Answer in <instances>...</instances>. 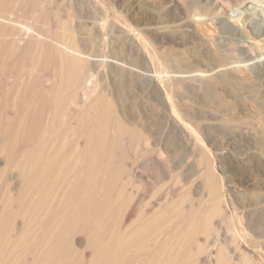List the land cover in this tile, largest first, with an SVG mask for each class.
<instances>
[{
	"label": "bare ground",
	"instance_id": "bare-ground-1",
	"mask_svg": "<svg viewBox=\"0 0 264 264\" xmlns=\"http://www.w3.org/2000/svg\"><path fill=\"white\" fill-rule=\"evenodd\" d=\"M79 1L91 19L83 30L77 7L52 12L51 25L45 1L0 0V264L264 263V0H232L228 15L260 66L251 79L217 58L208 30L231 0ZM117 47L129 62L109 56ZM195 56L194 73L170 74ZM183 83L226 109L223 135L185 101ZM130 85L147 100L138 110ZM177 149L189 153L177 166L189 184L178 176L181 189L151 206L155 172ZM229 157L222 176L216 159Z\"/></svg>",
	"mask_w": 264,
	"mask_h": 264
},
{
	"label": "rangeland",
	"instance_id": "rangeland-1",
	"mask_svg": "<svg viewBox=\"0 0 264 264\" xmlns=\"http://www.w3.org/2000/svg\"><path fill=\"white\" fill-rule=\"evenodd\" d=\"M42 4H43V2H44V4H43V8L45 9L44 11H46V13L45 12H43V15H42V21H43V23L44 24H47V22H48V24H51V21L52 20H54V17H55V13H60V14H63V9H65V8H67V7H69V6H71L72 8H74V7H77L78 9H80V10H78L79 11V14H77L78 13V11H77V13H75V15H78L79 16V18L75 21V24H77V21H78V25L80 26V28L83 30V29H86V28H88V24H89V20H91L90 18H88L87 16L88 15H86L85 14V8H87L86 7V3H83V2H81V4H80V1L79 0H39ZM49 1H51L50 3H47V2H49ZM78 1V2H77ZM145 0H140V4H145V2H144ZM230 1V0H229ZM232 1V0H231ZM229 2V6H226V5H224V4H218L219 6H217V8H216V16L214 17V22L211 24V25H209L208 26V30L210 31V33H211V36H212V40H213V44H214V48H216V52H217V55H219V56H217V58L218 59H220L221 61H223L224 63H226L227 64V68L229 67V69H233V67L235 66H237L236 68H234V69H242V71L244 70V69H246L245 71H243V73L245 72V74L244 75H246L247 76V78H252V77H254V76H256L258 73H259V71H260V66L258 67V63L254 60V59H252V58H250V57H248L247 56V49L246 48H244L243 46H242V44H241V42L243 41V40H245V38L243 37V34H242V32H240L239 33V31H238V29L237 28H234L233 26H231V23H229V17L230 16H232L234 13H235V11H236V6L233 4V1L232 2ZM55 2V3H54ZM58 2V3H57ZM59 2H60V4H59ZM107 2L108 1H106V3L105 4H107ZM115 0H111V1H109L108 2V4L106 5V7L107 8H109V7H113V4L112 3H114L115 4ZM118 2V1H117ZM116 2V3H117ZM45 3H47V4H45ZM53 3V4H52ZM57 3V4H56ZM48 4L50 5L51 4V6H49V8H48ZM59 4V5H58ZM62 4V5H61ZM45 5V6H44ZM54 7H53V6ZM75 5V6H74ZM152 5V4H151ZM233 5V6H232ZM59 6V7H58ZM52 7V8H51ZM62 7V8H61ZM46 8L47 9H49L48 11L46 10ZM61 8V9H60ZM220 8H221V10H220ZM222 8H223V10H222ZM232 9V10H231ZM235 10V11H234ZM51 11V12H50ZM76 11V10H75ZM49 12V13H48ZM52 12L55 14H53V15H50V14H52ZM219 12V13H218ZM220 12H221V14H220ZM47 13H48V15H47ZM80 13H81V15H80ZM218 14V15H217ZM228 15H230V16H228ZM46 16V17H45ZM50 16V17H49ZM49 17V18H48ZM52 17V18H51ZM111 17H112V14H111V12L109 13V19H111ZM228 17V18H227ZM47 19H48V21H47ZM49 19H51L50 21H49ZM217 19V20H216ZM221 19H223V20H221ZM46 20V21H45ZM228 22V23H227ZM221 23V24H220ZM52 24H53V21H52ZM51 24V25H52ZM228 24V25H227ZM208 25V24H207ZM217 25V26H216ZM82 26V27H81ZM84 26V27H83ZM221 28V29H220ZM217 30V31H216ZM215 31V32H214ZM231 33V34H230ZM240 34V35H239ZM217 35V36H216ZM221 35H222V38H223V40H222V38H221ZM227 36V37H226ZM217 37V38H216ZM243 37V38H242ZM221 38V39H220ZM240 39H241V41H240ZM236 42H238V43H236ZM235 44V45H234ZM231 46H233V47H231ZM224 47V48H223ZM235 47V48H234ZM237 47V48H236ZM239 47H240V49H239ZM120 49V50H119ZM234 49V50H233ZM230 50V51H229ZM194 51H196V50H194ZM234 51V52H233ZM193 52V51H192ZM191 52V53H192ZM222 52V53H221ZM116 53V54H115ZM196 53H197V51H196ZM196 53L195 52H193V54L192 55H196ZM120 54H122V55H120ZM127 55V56H126ZM109 56H113V57H116L117 59H119V60H121V61H123V62H126V61H128L129 62V57H128V53H127V51L125 50V49H123V48H119V47H117V48H115L114 50H113V52L112 53H110L109 54ZM222 56V57H221ZM241 57V58H240ZM128 58V59H127ZM127 59V60H126ZM187 60H191L190 61V63H188L187 62V60H185L184 59V61L183 60H179V61H177V63H170V65L168 66L169 67V69L170 68H172L173 67V69H170V74H173L174 72H175V69H176V71H178V73H180L179 71H181V72H184L183 74L185 75V72H186V74L188 73L189 74V72L191 73V72H193L194 73V71L197 69V68H200L199 67V65H200V62H199V59L195 56V57H189V58H186ZM196 59H197V61H196ZM249 59V60H248ZM225 60V61H224ZM240 60H241V62H240ZM194 62V63H193ZM231 62H233V63H231ZM177 66H176V65ZM179 64V65H178ZM190 64V65H189ZM194 64H196V67H195V65ZM181 65V66H180ZM192 65V67L194 68H190V66ZM194 65V66H193ZM238 65H242V66H238ZM180 66V67H179ZM188 66V67H187ZM198 66V67H197ZM177 67V68H176ZM185 67V68H184ZM231 67V68H230ZM183 71H182V70ZM190 69H193V70H190ZM172 70H174V71H172ZM172 71V72H171ZM189 71V72H188ZM176 73V72H175ZM174 73V74H175ZM248 73H250V74H248ZM251 73H253V74H251ZM250 75V76H249ZM261 78H262V80H263V82H264V75L263 76H261ZM118 82H119V84H118ZM257 83H258V81H257ZM259 84V83H258ZM258 84L256 85L255 84V86L253 85L252 86V88H254V89H252V91H253V93L255 94V96L258 94L257 93V91L259 90V86H258ZM119 85V86H118ZM187 85V86H186ZM189 85V86H188ZM117 86H118V88L119 89H121V90H124V87L126 88V86H125V84L123 83V82H121V81H118L117 80ZM131 86V85H130ZM193 86V87H192ZM196 86V87H195ZM184 87V88H183ZM187 87V88H186ZM189 87V88H188ZM192 87V88H191ZM198 86L197 85H192V84H189V83H187V84H185V83H183L182 84V94H183V96H184V98H185V101H187L188 102V104L190 105V103H191V107H192V109L196 112V114L201 118V119H206L207 117H208V120H206V121H209L208 123L210 124V126L213 128V130H214V133H215V135L217 136V137H220L221 135H223V133L225 132V131H219V130H221L222 128V130H224V127H223V125H222V123L223 122H225V120L228 118L227 116H229L228 115V113H227V111H225L226 109H224V108H221L220 106H218L217 105V102H216V100L214 99V96H213V94L211 95V91H209L208 89H206V88H204V87H199V88H197ZM127 89V88H126ZM131 89H132V91H131ZM184 89V90H183ZM191 89V90H190ZM193 89V90H192ZM256 89V90H255ZM128 90H130L131 91V96L129 97V100H128V104H130V106L132 107V109L134 108L135 110H138L139 108H140V103H142V102H145V101H147L145 98H144V91L142 90V88H134L133 86H131ZM208 91V92H207ZM201 93V94H200ZM135 94V95H134ZM136 94H137V96H136ZM142 95V96H141ZM208 95H210V96H208ZM259 95V94H258ZM257 95V96H258ZM244 96H245V100L247 99L246 98V94H244ZM256 96V97H257ZM133 97V98H132ZM143 97V99H141ZM211 98V99H210ZM141 99V100H140ZM210 100V101H209ZM247 101V104L249 105L250 103H251V101H250V99H248V100H246ZM190 102V103H189ZM213 104H212V103ZM250 102V103H249ZM138 103V104H137ZM132 104V105H131ZM216 106H215V105ZM138 105V106H137ZM149 105H151V109H152V107H153V103L151 102ZM208 106V107H207ZM137 107V108H136ZM193 107H195L196 108V110L193 108ZM216 107V108H215ZM221 109H220V108ZM211 108V109H210ZM212 109H214L213 111H212ZM205 113V114H204ZM225 113V114H224ZM208 114V115H207ZM218 114V115H217ZM211 115V116H210ZM222 115V116H221ZM215 118V119H214ZM154 119H155V116H154ZM221 119V120H220ZM211 121V122H210ZM213 125H212V124ZM218 123H221V124H219V126H218ZM226 123V124H225ZM224 123V126L225 125H228L227 124V122H225ZM156 124H157V122H156ZM220 125H222V126H220ZM156 126H158V125H156ZM215 127V128H214ZM222 127V128H221ZM228 126H225V129L227 128ZM216 129H217V132H215L216 131ZM219 129V130H218ZM222 133V134H221ZM220 135V136H219ZM176 153H175V155H174V164H169L167 167H165L163 170H162V172H161V174H158L157 172H155V176H157V177H155V178H158V179H155V180H152L151 181V188L150 189H152V191L151 192H149V194L146 196V198H145V202L146 203H148L149 205H151V206H153V205H155V204H157V203H161V202H163L164 201V198L166 197L165 195H171V192L173 191V190H180L181 189V187H184L186 184H189V182H186L185 181V179H184V177H182L183 175H186L188 172H182L181 171V169H179L180 167H177L178 165L180 166V164H181V166H185V165H187L186 163H188V161H189V153L186 151V150H184V149H177L176 151H175ZM187 155V156H186ZM230 157L229 158H227V161L225 160V162H224V164H222L218 159H216V162H217V171H218V173L220 174V175H222V176H227L226 174H225V169L224 168H226V167H228L229 166V162H230ZM226 165V166H225ZM138 171H141L140 169L138 170ZM179 171H181V174H180V172ZM223 171V172H222ZM157 173V174H156ZM179 174V175H178ZM159 175H161V176H159ZM174 175V176H173ZM188 175V174H187ZM178 176L180 177V178H178ZM171 178V179H170ZM179 180H178V179ZM178 180V182H180V180H181V182L179 183V185L181 186H179V185H177V184H175V180ZM182 179H184V180H182ZM160 181V182H159ZM169 181V182H168ZM166 182V183H165ZM171 182V183H170ZM174 182V183H173ZM186 182V183H185ZM160 183V184H159ZM168 184H170V185H168ZM137 185V184H135V182L134 181H131L130 182V187L132 188V187H135V186ZM158 185H160V186H158ZM161 188V189H160ZM179 188V189H178ZM185 188V187H184ZM161 190V191H159V190ZM155 191V192H154ZM157 191H159V192H157ZM170 191V192H169ZM156 192H157V194H156ZM161 193V194H160ZM165 193V194H164ZM152 194L154 195L153 197H151L152 196ZM169 195V196H170ZM156 196V197H155ZM154 198V199H153ZM152 199V200H151ZM156 199V200H155ZM161 200V201H160ZM216 222L217 223H219V226H221V227H218L217 226V228H216V232H218V233H220L219 234V236H218V238H223V240L226 238V239H228V236H230V235H228L226 232H225V227H226V224L224 223V222H222V220H220V219H217L216 220ZM264 219H261V220H258V225H260L259 227H260V229L261 230H263L264 229ZM236 223V221H234V224ZM221 224V225H220ZM224 228V229H223ZM220 229V230H219ZM227 235H226V234ZM224 235H226V236H224ZM212 236H214L213 238H212ZM202 237L203 236H201V237H199L201 240L200 241H202L205 237H203V239H202ZM209 239L210 240H208V239H204L201 243H205V241L207 242V243H212L214 240L213 239H215V234H213V235H211V238L209 237ZM208 240V241H207ZM213 240V241H212ZM220 240V239H219ZM255 257L253 258V261L254 262H256V263H258V264H264L263 262H261L260 261V259L256 256V255H254ZM205 255H202V257L200 256V257H198L199 258V260H200V262L202 261V263L201 264H205V262H206V264H207V261H206V259H205ZM203 259V260H202ZM204 259H205V261H204Z\"/></svg>",
	"mask_w": 264,
	"mask_h": 264
}]
</instances>
